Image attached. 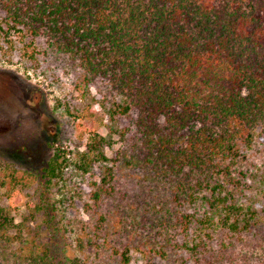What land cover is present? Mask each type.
<instances>
[{"label":"trees","instance_id":"obj_1","mask_svg":"<svg viewBox=\"0 0 264 264\" xmlns=\"http://www.w3.org/2000/svg\"><path fill=\"white\" fill-rule=\"evenodd\" d=\"M15 33L29 62L50 57L104 85L110 119L126 124L114 159L112 132L90 134L79 170L100 175L63 229L70 256L55 250L54 199L28 200L20 221L12 203L35 185L55 190L67 153L52 146L36 172L0 164L12 262L237 264L258 213L242 179L264 130V0H0V41Z\"/></svg>","mask_w":264,"mask_h":264},{"label":"rangeland","instance_id":"obj_2","mask_svg":"<svg viewBox=\"0 0 264 264\" xmlns=\"http://www.w3.org/2000/svg\"><path fill=\"white\" fill-rule=\"evenodd\" d=\"M28 42L24 34L18 33L0 41V164H12L20 174L36 172L51 158L52 146L67 153L68 168L55 190L44 192L35 185L29 189L31 198H18L12 203L18 208L20 221L28 200L37 201L39 194H44L45 201L54 199L59 210L53 222L55 250L58 255L70 256V239L62 236L63 229L71 230L79 220L77 212L84 209L86 199L79 197L80 188L89 191L88 185L100 175L96 167L87 168L86 173L79 170L90 134L108 137L112 132L113 146L106 152L114 159L120 147L117 133L126 121L110 119L111 104L105 98L104 85L97 84L101 91L88 86L79 71L50 57L37 56L38 64L29 62L24 52ZM32 53L29 49L28 55ZM243 167L247 173L242 179L247 190L245 200H255L258 213L250 233L243 236L237 264H264V178L263 182L257 181L264 177L262 128L255 132L254 145ZM122 185L118 187L121 192ZM8 253L0 243V264H14Z\"/></svg>","mask_w":264,"mask_h":264}]
</instances>
